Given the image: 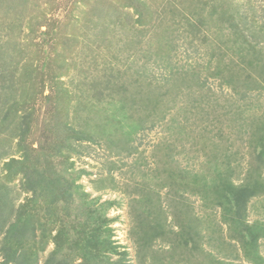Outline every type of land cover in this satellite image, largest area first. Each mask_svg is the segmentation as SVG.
<instances>
[{
	"label": "rangeland",
	"instance_id": "obj_1",
	"mask_svg": "<svg viewBox=\"0 0 264 264\" xmlns=\"http://www.w3.org/2000/svg\"><path fill=\"white\" fill-rule=\"evenodd\" d=\"M237 26L241 32L245 28L249 42L242 52L235 50ZM36 51L43 57H36ZM55 54L58 59L52 62ZM253 58L260 64L248 67ZM263 63L264 0H0V184L10 190L16 205L30 198L22 189V175L6 176L4 163L21 160L22 154L18 138L11 134L13 124L1 120L2 108L8 107L3 103L18 100L29 89L20 77L28 66H36L54 80L51 85L45 80L37 89L39 111L25 140L34 149L45 142L43 133L48 142L54 141L48 125L64 136L68 129L93 132L96 123L103 122L106 137L108 127L127 132L131 120L137 122L154 108L165 115L153 129L132 136L129 153L110 148L103 139L100 146L69 139L72 150L52 158L66 174L78 175L70 178L77 187L76 207L113 220L107 224L109 240L120 254L108 253L106 258L115 261L125 252L123 264H150L134 242L139 232L135 216L144 210L134 200L140 197L137 191H149L159 192L167 230L173 223L170 211L182 209V204L188 209L201 249L187 259L183 256L186 262L180 264H213L216 259L254 264L264 259V238L257 242L258 258L255 248L245 254L232 240L235 224L224 222L221 208L212 203V190L178 189L173 177L177 172L197 175L210 188L219 170L228 175L232 169L229 178L237 186L264 183ZM12 79L16 84L11 89L7 84ZM65 95L70 99L66 115ZM56 96H63L57 99L60 103ZM49 100L54 105L46 115ZM126 113L132 117L122 127L116 122L127 123L122 118ZM98 130L94 137H101ZM65 209L51 210L48 218H43L41 207L35 209L41 223L36 243L45 247L37 264L56 249L72 256L64 238L58 245L59 233L53 239L61 222L54 216L64 217ZM73 210L74 205L66 216L69 221L77 216ZM243 222L264 225V193L248 203ZM67 230L66 238L82 245L85 236ZM172 231L179 228L172 226ZM152 249L169 251L170 243L157 240ZM174 256L178 261L180 253Z\"/></svg>",
	"mask_w": 264,
	"mask_h": 264
},
{
	"label": "trees",
	"instance_id": "obj_2",
	"mask_svg": "<svg viewBox=\"0 0 264 264\" xmlns=\"http://www.w3.org/2000/svg\"><path fill=\"white\" fill-rule=\"evenodd\" d=\"M42 18L44 17H41L40 20ZM35 22L38 23V18ZM43 24H45V21L42 22V25ZM243 29L244 33L241 32V27H236V37L242 39H236L235 41V50L239 52L244 51L246 45L248 46L249 43L245 33L246 30L245 28ZM241 43L244 45L242 46ZM36 53V57H43L39 55V51H36ZM56 59H58L56 54L52 55L51 61L53 62ZM257 64H260V62L256 58H253V61L249 62L248 67L255 68ZM261 69L262 68H260V70ZM215 75L218 76L217 73ZM20 79L22 86L28 83L29 89L27 91L23 90L22 92L24 93L19 96L20 98H18V100L3 103L4 106L7 105L8 107L2 108L5 113L2 115L1 123L6 122L7 125L13 124L11 134L13 137L18 138L17 145L18 150L22 154V159L19 161L9 159L3 166L6 171L9 172L6 174L8 179H12L17 174L22 175L24 178L22 189L24 192L30 193V198L16 205L10 194V190L4 184H0V264L38 263V253L41 254L45 249L44 245L37 246L38 244L36 243V230L41 223H38L39 221L34 215H36L38 211L35 209L39 207L43 209V218H48L53 209L59 207L66 208V215L64 217L56 218V216H54L56 220H61V222L58 224L59 228L53 239L56 240L59 233L60 238L57 240L58 245L62 241V238H64L66 242H69L66 244L69 252L73 253L71 257L63 256L60 254L61 250L59 249L57 251L56 249L49 252L41 264H102L103 262V264H123L122 261L126 256L125 252L121 253L122 257L115 261L106 258V254L108 253L120 254L109 240L110 231L107 228V224L113 220L107 222L103 215H95L96 211L94 210L90 212L85 207H76L77 199L74 195L76 194L75 190L77 187H74L73 179H70L74 174H66L65 170L59 169L52 161V158L58 156L57 154L58 152H62L61 150H72L68 145L69 139L75 140L76 143L88 141L97 144V146L101 145V142L99 143L98 141L103 139L110 148L116 146L120 151L123 152L124 150L129 153L128 144L132 136L146 129H153L159 124L157 120H163L165 115H162V112L154 108L146 117L139 118L137 122L131 120L133 123L130 125L129 131L127 132L118 127L114 129L108 127V134H106V137H104L103 130L107 126L103 122V125L98 123L95 125V131L100 129L98 130V134L101 137H94L95 131L86 132L82 130V132H73L72 129H68V134L60 136L58 132H56L55 127L48 125L46 129L53 135L52 139L54 141L48 142L47 136L43 133L45 142H38L37 147L34 149L31 147V144L25 143V140L30 134V127L32 126L34 114L36 111H39L38 98L41 94L38 93L37 89L44 84L45 80L50 81L51 85L54 79L51 74L38 71L36 66H28ZM15 84V80L12 79L7 84V87L12 89ZM58 97L62 98L63 96H56L55 102L60 103L61 101L57 100ZM63 99L66 100L64 106L67 107H65L62 112L66 115L70 105V99L67 95H65ZM53 105L54 103L49 100V107L46 115L52 112ZM124 108L125 107H123V109ZM123 109L120 108V111L122 112ZM158 112L161 116L156 118L155 114H158ZM126 115L127 116L123 114L122 118H125L127 123L123 122L122 119L120 123L116 120V123L118 125L120 124L122 127L128 125L130 122L128 120L132 115L129 113H126ZM115 125L116 124L113 126ZM57 141H61L65 144H58ZM54 150L56 151L54 152ZM261 154L262 151H259L257 156ZM13 167L18 169L16 173L11 172L14 169ZM231 171L232 169L228 170V175H223L225 173L219 170L216 180L211 184L210 188H208L206 182L197 175H193L189 178L183 173L177 172L173 180L178 181V183H176L178 189L184 186L186 189H182H189L195 192H199L200 188H202L204 192L212 190L210 191L212 193V203L221 208L220 212L224 215V222L235 224L231 229L234 232L232 240L239 243L243 251L246 252L245 254L251 251L252 248H255L254 256L258 258L256 254V249L258 248L257 242H259L261 238H264V225H259L257 222L246 224L243 222V218L248 203L264 193V183L255 182L250 185L237 186L229 178ZM67 177L70 181L67 180ZM77 177L78 175H74V178ZM137 194H139L140 197L139 199H135L134 203L137 204V207L142 206L144 210H140L137 212V216H135L136 222L138 223V227L137 224L135 227L139 232H136L137 235H135L136 239L134 242L138 248L137 253L140 255L142 254V259L145 257L148 258L150 264H180L179 262L185 261L183 260V256L187 259L194 253L198 254L201 248L197 245L195 231L192 230L194 228L188 221V209L186 206L183 207L182 204V209L175 207L170 211L173 223H170V229L167 230L165 213L161 206L159 192L144 191L142 193L137 191ZM175 196L177 195H173V198H175ZM173 198L171 199L173 200ZM175 199H177V197ZM180 200L183 199L181 198ZM73 205L74 210L72 212L76 213L77 216L71 219L69 215L68 217L71 219V221H69L66 216ZM166 207L168 208V205H166ZM79 215H82V217ZM33 217L37 222L34 221ZM72 221L73 223H69ZM232 224H230V226ZM172 226L178 227L179 232L176 233L172 231ZM66 227L85 236V239L83 241L81 239L80 241L82 245H79L76 238L70 241L66 238V231H68ZM169 235H173V237H168ZM137 237H139V239H137ZM157 240L160 242H169L170 250H161L160 252L154 251L152 245ZM189 244H191L190 248H188ZM34 248H36V250H32ZM78 250L81 253L79 256L75 255V252H78ZM178 250L180 252H178ZM179 253L180 257L178 261H176L177 259L175 260L176 257L174 255ZM165 255L168 256L166 257ZM77 257L80 258L79 261H75ZM167 258L169 260H167ZM253 262L254 264H264V259L259 258V261L254 260ZM213 264L227 263L216 259Z\"/></svg>",
	"mask_w": 264,
	"mask_h": 264
}]
</instances>
